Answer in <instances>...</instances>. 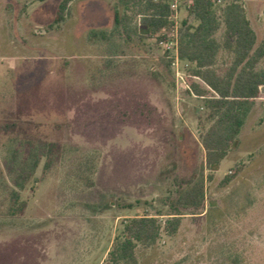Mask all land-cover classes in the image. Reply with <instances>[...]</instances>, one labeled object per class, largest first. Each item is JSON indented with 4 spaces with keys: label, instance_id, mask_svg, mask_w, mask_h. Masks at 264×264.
<instances>
[{
    "label": "rangeland",
    "instance_id": "1",
    "mask_svg": "<svg viewBox=\"0 0 264 264\" xmlns=\"http://www.w3.org/2000/svg\"><path fill=\"white\" fill-rule=\"evenodd\" d=\"M60 1L0 0V264H107L122 222L163 224L204 162V96L180 86L160 31L142 32L143 4L73 0L54 23ZM237 1L257 46L264 0ZM215 36L224 42L223 25ZM232 61L221 47L214 68ZM32 150L27 176L18 161ZM204 191L203 207L179 208L174 234L138 246V264H264V92L226 157L204 169Z\"/></svg>",
    "mask_w": 264,
    "mask_h": 264
},
{
    "label": "trees",
    "instance_id": "2",
    "mask_svg": "<svg viewBox=\"0 0 264 264\" xmlns=\"http://www.w3.org/2000/svg\"><path fill=\"white\" fill-rule=\"evenodd\" d=\"M73 0H61L58 4L54 23H60L66 16L69 3ZM186 17L182 20L179 36V56L195 64L189 72L200 80L189 79L192 92L204 96V107L210 126L201 135V144L205 151L204 162L196 178L176 191L171 207L175 212L167 213L163 224L154 216L139 215L122 222V229L113 240L107 254V264H138V246L154 245L164 229L174 234L181 220L179 208L199 209L204 205V169L214 170L235 143L245 120L251 111L254 100L259 96V88L264 84V73L255 67L264 57V39L256 46V33L244 10L237 0H228L217 14L215 5L218 0H186ZM126 3L142 5L144 21L142 32L156 35L162 29H170V0H124ZM140 13V12H139ZM191 19L195 21L191 23ZM114 21L120 22V12L114 10ZM224 26V42L216 38V33ZM95 34L94 31H92ZM164 36H158V40ZM224 47L232 52L233 61L224 74L214 68L218 52ZM53 144H49L52 148ZM40 148V147H39ZM38 148V149H39ZM37 149V150H38ZM32 150L30 162L22 158L18 163L27 166L29 176L34 172L40 160L39 151ZM26 158V157H23ZM28 160V158H26ZM24 163V164H23ZM26 176V178H27Z\"/></svg>",
    "mask_w": 264,
    "mask_h": 264
},
{
    "label": "built area",
    "instance_id": "3",
    "mask_svg": "<svg viewBox=\"0 0 264 264\" xmlns=\"http://www.w3.org/2000/svg\"><path fill=\"white\" fill-rule=\"evenodd\" d=\"M188 2L189 1L186 0H170L169 20L172 25L168 30L162 29L160 33L161 36H164V38L159 40V44L162 45L165 51L169 54L171 68L176 77L180 79V86L192 92L189 79L192 78L193 80H200V78L194 75L186 74L183 70L184 68L181 67L183 60H181L179 56V34L177 27L180 6L182 4L188 6ZM218 2H220V0H218Z\"/></svg>",
    "mask_w": 264,
    "mask_h": 264
},
{
    "label": "water",
    "instance_id": "4",
    "mask_svg": "<svg viewBox=\"0 0 264 264\" xmlns=\"http://www.w3.org/2000/svg\"><path fill=\"white\" fill-rule=\"evenodd\" d=\"M259 90H260V92H264V85H261Z\"/></svg>",
    "mask_w": 264,
    "mask_h": 264
}]
</instances>
